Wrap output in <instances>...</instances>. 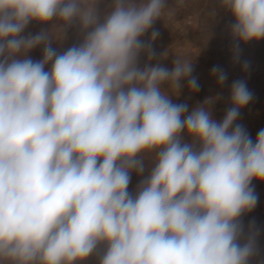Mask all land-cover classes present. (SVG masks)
Returning a JSON list of instances; mask_svg holds the SVG:
<instances>
[{
	"label": "clouds",
	"instance_id": "9594fccd",
	"mask_svg": "<svg viewBox=\"0 0 264 264\" xmlns=\"http://www.w3.org/2000/svg\"><path fill=\"white\" fill-rule=\"evenodd\" d=\"M216 4L240 63L241 44L264 40V0ZM170 11L169 0H0V264L258 255L259 230L245 233L242 217L258 203L253 181L264 183V128L253 141L237 123L253 93L233 81L221 121L211 108L219 96L191 111L175 103L183 82L192 93L200 85L194 60L168 68L153 48V26ZM30 24L42 27L25 35ZM73 28L77 42L54 48ZM211 75L227 81L218 65ZM133 173L143 177L134 193Z\"/></svg>",
	"mask_w": 264,
	"mask_h": 264
},
{
	"label": "rangeland",
	"instance_id": "374dc122",
	"mask_svg": "<svg viewBox=\"0 0 264 264\" xmlns=\"http://www.w3.org/2000/svg\"><path fill=\"white\" fill-rule=\"evenodd\" d=\"M169 9L170 13L166 12L153 26L160 33L153 43V48L158 58L164 53L166 58L160 62L168 68L172 67L175 57L194 60L193 76L198 79L200 85L199 91L192 93L188 90L186 82H183L181 94L179 98L173 97L174 102L187 103L191 111L206 99L219 96L220 98L215 100L211 108L213 118L221 121L226 110L231 106L232 82L243 79L253 93V99L241 109L237 123L247 129L254 141L258 131L264 128V40L241 44L240 63H233L230 50L232 41L227 30L231 18L224 12H220L217 16L213 15V11L217 9L216 0H184L183 6H179L177 0H169ZM41 27L38 24H30L24 34L34 35ZM143 39L147 40L148 36ZM75 42H77V33L73 28L69 30L68 39L63 46L54 43L53 47L63 51ZM29 56L33 60L41 59L42 49H34ZM243 61L249 62L247 72L242 70ZM143 62L142 57L141 63ZM217 65L227 73V81L223 86L217 85L216 79L211 75V69ZM145 163L146 168L150 166V161ZM144 175H147V171ZM141 179L142 176L132 174L130 192H135ZM253 184L258 195V203L251 212L242 217V221L245 233L250 224H254L255 229L259 230L258 255L252 259L251 264H264V183L253 181ZM86 264H98V261L93 256Z\"/></svg>",
	"mask_w": 264,
	"mask_h": 264
}]
</instances>
